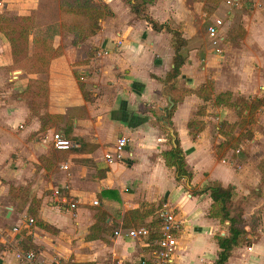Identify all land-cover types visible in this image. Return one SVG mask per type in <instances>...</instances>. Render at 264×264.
Instances as JSON below:
<instances>
[{"label": "crops", "instance_id": "obj_1", "mask_svg": "<svg viewBox=\"0 0 264 264\" xmlns=\"http://www.w3.org/2000/svg\"><path fill=\"white\" fill-rule=\"evenodd\" d=\"M100 1L111 14L100 19L99 30L74 43L73 34L60 28L48 40L54 56L41 67L44 72H34L35 62L14 64L4 31L16 18L32 17L31 56L33 30L59 22V0H0V264H23L15 250L34 251L53 264H141L154 257L151 238L157 235L163 204L181 221L173 264H212L219 250L215 236L227 227L208 216L212 199L201 191L211 181L234 187L233 210L242 211L245 219L243 241L224 264H264V108L254 112L252 136L228 147L230 135L237 137L248 126L232 128L237 108L216 105L213 99L224 91L233 98L264 96V0H244L249 8L241 18L244 36L237 42L225 43L230 35L224 23L226 47L219 54L211 47L218 57L213 68L197 61L189 47L192 36L184 33V23L194 19L203 0L192 5L188 0H153L148 16L159 24L179 25L186 40L184 62L171 80L166 75L173 67L172 34L154 30L125 0ZM232 5L241 6L238 0ZM237 60L247 66L246 73ZM208 80L213 93L205 101L196 91ZM40 86L43 96L41 91L37 96ZM171 98L176 102L169 124ZM37 99L43 101L38 105ZM192 120L199 123L190 127ZM51 122L59 130L43 135ZM170 129L192 173L189 182L176 179L174 168L164 162L162 151L175 147ZM53 132L69 139L70 149H54ZM119 137L127 139L122 157L108 163L105 154ZM12 186H29L30 198L21 209L11 202ZM31 199L38 202L33 217ZM29 218L35 224L18 229ZM47 226L59 236L46 231ZM140 226L149 228V238L114 235ZM64 237L68 241L60 239Z\"/></svg>", "mask_w": 264, "mask_h": 264}, {"label": "trees", "instance_id": "obj_2", "mask_svg": "<svg viewBox=\"0 0 264 264\" xmlns=\"http://www.w3.org/2000/svg\"><path fill=\"white\" fill-rule=\"evenodd\" d=\"M125 1L130 5L132 12L150 23L154 30H166L172 34V45L174 48L173 67L171 71L167 73L166 80H171L178 76L180 67L184 62L181 49L186 44V40L182 37L179 25L175 26L171 22L159 24L150 18L147 14V7L153 0ZM59 9L62 14L61 23H55L33 30V53L31 56H28V34L29 30L33 27L31 23L32 17L26 16L16 18L15 20L17 22L9 25L10 27L4 31L10 45L14 64H21L22 62L31 64L35 62L32 67L35 70L34 72H44L45 69L41 67L44 66L45 68L48 59L54 56V53H52V50L48 46V40L52 39L53 35L60 32V28L71 32L73 34V42L77 43L95 34L99 30L100 19L111 14L108 6L100 0H59ZM41 36L42 40H38L37 37L40 38ZM40 47H43L45 52L39 50ZM37 61H39L38 65H36ZM79 85L83 90L82 84L79 83ZM38 89L39 88H37L36 91ZM43 91L45 92V88ZM196 92L205 101L210 100L213 93L212 81L208 80L203 86L198 88ZM84 96L86 97L85 93ZM213 99L216 105H227L237 108L238 120L232 125V128L235 126H248L247 129L237 137L230 135L233 142L227 146L235 147L242 140L250 138L252 136L251 127L253 128L257 121L254 112L259 108H264V96L255 98L237 96L233 98L230 91H224L215 94ZM171 100L174 102V105L167 112L169 124V118L176 102L175 98H171ZM198 123L199 121L192 120L188 123V126L193 127ZM162 156L165 164L168 167L174 168L176 179L184 178L188 182L191 180L192 173L185 168L184 152L180 148L177 140L175 147L162 151ZM260 169L262 170V176L264 178V160L260 164ZM201 192H208L212 199L208 216L219 219L222 224L226 223V233L223 235L217 234L215 236L219 250L216 260L212 263L224 264L230 256L232 248L243 241L242 234L244 231L242 230V225L245 219L242 215V211L234 212L233 210L234 187L232 185L223 186L219 181H211Z\"/></svg>", "mask_w": 264, "mask_h": 264}, {"label": "built area", "instance_id": "obj_3", "mask_svg": "<svg viewBox=\"0 0 264 264\" xmlns=\"http://www.w3.org/2000/svg\"><path fill=\"white\" fill-rule=\"evenodd\" d=\"M224 21L223 19L216 17L206 27V33L209 39V43L216 53L222 52V41L224 38ZM127 142L125 137H119L113 150L108 151L105 154V159L108 163L119 160L122 157V151ZM51 145L56 150H68L72 146V142L62 136L59 132H53L51 135ZM63 168H67V164L63 165ZM55 193L61 197L63 202L65 199L62 197L59 191ZM97 202L94 201V204ZM68 206L71 209L76 207L74 202H70ZM159 220V228L157 235L152 237V242L155 245L154 257L151 260L143 258L141 264H173L174 251L177 245V234L181 229V221L176 217L174 209L167 204H163L157 212ZM33 219L29 218L27 223H32ZM16 229V228H15ZM131 239L149 238L150 230L146 226H140L136 228H129L125 232L119 230L114 231V235H122ZM14 256L17 260L23 264H53L41 260L38 255L31 250H15ZM114 264H120L116 262Z\"/></svg>", "mask_w": 264, "mask_h": 264}, {"label": "rangeland", "instance_id": "obj_4", "mask_svg": "<svg viewBox=\"0 0 264 264\" xmlns=\"http://www.w3.org/2000/svg\"><path fill=\"white\" fill-rule=\"evenodd\" d=\"M192 1L193 0H188L187 1L188 5H192L193 4ZM238 1L240 2L241 6L235 7L232 5L233 0H203V3L198 6L199 9L196 10L197 9L196 8L193 12L195 13L194 19L190 20L189 23H186V24L184 23L183 26H184L185 36H189L188 34L192 36L190 38L189 47L191 46L195 49L198 62H201L202 64L206 63L208 64V67L213 68L216 65L215 63L218 61L217 60L218 57H214L213 56L214 53L210 51V49L212 48L209 45V40L206 35V27L211 21L214 20V18L219 17L225 21V17H226L225 15H228L227 14L228 11L231 12L230 18L226 17V21L224 22L228 26L227 33L228 35H230L227 37V40L225 41L226 44H229L231 42H237V39H240L244 36V29L242 27L241 18H242L243 13L248 11L249 6L244 0H238ZM194 2H197V1H194ZM187 7H184L182 10L186 12ZM192 9L193 8H189V10H192ZM59 12H60V9H59ZM61 21H62V14L60 12V20L59 22H56V23H61ZM225 47L226 45L222 46L223 50H225ZM225 53L226 51L224 52V54ZM236 59H239V58L236 57ZM231 62H232V65H234V59ZM236 62H237L236 66H238V69L241 70L243 73H246L245 67L247 66L244 64V66L242 67L239 64L238 60ZM43 90H44V87L39 88L37 96L40 95L39 93L40 91L42 92V96H43L45 93ZM37 101H39V103H37L39 105L43 101V99L42 100L37 99ZM205 106L206 104L200 106V110H202ZM54 119H58V117H54ZM56 121L57 120L53 121V123L55 124ZM53 123L51 122L50 125L48 124L45 125V132L43 133V135L47 134V130L49 129L54 130V131L59 130V126H56ZM9 194L11 196V202L14 205H18L19 209H21L22 207L20 206L24 205V203L28 201V198H30L29 186H27V188H24V189L22 187L19 188V187L12 186L10 187ZM37 206H38V202H36V200L34 199H31L30 217L34 216L33 212ZM33 224H35V222H32L31 224L30 223L25 224L23 222V223H20V226L18 227V229L21 228L22 230H26L32 227ZM45 230L50 232L51 234L53 233V235L57 233V230H55L52 226H47V229ZM90 235L91 234L88 235V238L90 237ZM56 236H59V235L56 234ZM60 239L63 241H68L66 237L60 238ZM52 241H55V240L52 239ZM72 241L74 242L75 240H72Z\"/></svg>", "mask_w": 264, "mask_h": 264}, {"label": "water", "instance_id": "obj_5", "mask_svg": "<svg viewBox=\"0 0 264 264\" xmlns=\"http://www.w3.org/2000/svg\"><path fill=\"white\" fill-rule=\"evenodd\" d=\"M169 102H170V107H171L173 105V103L170 100H169ZM170 133H171V136H172L173 145L175 146V143H174L175 137H174V133H173L172 129H170Z\"/></svg>", "mask_w": 264, "mask_h": 264}]
</instances>
